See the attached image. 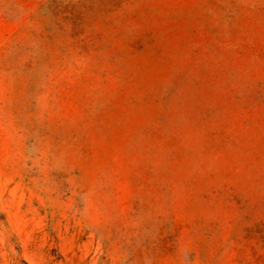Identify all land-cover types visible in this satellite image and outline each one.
I'll return each instance as SVG.
<instances>
[{"label": "rangeland", "instance_id": "obj_1", "mask_svg": "<svg viewBox=\"0 0 264 264\" xmlns=\"http://www.w3.org/2000/svg\"><path fill=\"white\" fill-rule=\"evenodd\" d=\"M0 264H264V0H0Z\"/></svg>", "mask_w": 264, "mask_h": 264}]
</instances>
